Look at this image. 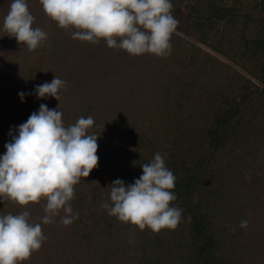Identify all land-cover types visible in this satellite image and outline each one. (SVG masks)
<instances>
[{
	"label": "trees",
	"instance_id": "trees-1",
	"mask_svg": "<svg viewBox=\"0 0 264 264\" xmlns=\"http://www.w3.org/2000/svg\"><path fill=\"white\" fill-rule=\"evenodd\" d=\"M10 3L0 0V156L41 104L65 126L93 117L99 146L98 167L75 185L70 226L63 211L42 224L44 201L0 200V214L28 211L47 238L24 264H237L244 232H264V0H171L179 24L165 57L73 39L39 0L27 3L48 38L29 51L2 30ZM55 76L66 82L60 100L38 98L36 86ZM156 153L183 210L175 230L159 233L102 207L112 183H134Z\"/></svg>",
	"mask_w": 264,
	"mask_h": 264
},
{
	"label": "clouds",
	"instance_id": "clouds-1",
	"mask_svg": "<svg viewBox=\"0 0 264 264\" xmlns=\"http://www.w3.org/2000/svg\"><path fill=\"white\" fill-rule=\"evenodd\" d=\"M44 13L58 27L72 32V38L121 49L129 55L171 54V37L179 21L172 14L171 0H39ZM35 17L27 0H11L2 30L29 51L41 47L48 34L33 27ZM66 82L55 76L51 82L36 86L38 98L60 100ZM23 101L25 93H19ZM58 109V108H57ZM41 104L26 122L18 127V135L5 145L0 156V200L19 206L44 201L42 224H51L61 211L60 223L70 226L79 213H73L71 201L75 185L98 167L96 134L91 116L80 117L65 126L63 113ZM176 177L166 166L160 153L150 163L142 164V175L125 186L121 179L110 186V201L102 207L118 221L146 228L153 233L175 230L183 210L173 206ZM30 213L0 214V264H24L39 251L47 239L41 223H32ZM239 227L246 229L247 220Z\"/></svg>",
	"mask_w": 264,
	"mask_h": 264
},
{
	"label": "rangeland",
	"instance_id": "rangeland-1",
	"mask_svg": "<svg viewBox=\"0 0 264 264\" xmlns=\"http://www.w3.org/2000/svg\"><path fill=\"white\" fill-rule=\"evenodd\" d=\"M253 230L255 229H252V231ZM252 231L244 232V235L240 238L241 245L240 250L238 251L239 253L237 252V264H256V262L258 263L259 261V259H257V253L259 252L260 254H262V252H260L259 250H261L262 248L264 249V232ZM243 250H245V257H242L240 253Z\"/></svg>",
	"mask_w": 264,
	"mask_h": 264
}]
</instances>
